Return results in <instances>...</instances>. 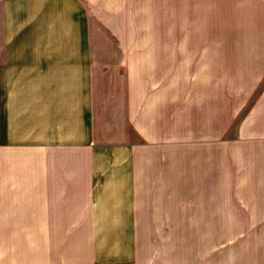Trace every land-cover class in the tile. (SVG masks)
<instances>
[{
	"label": "crops",
	"instance_id": "obj_1",
	"mask_svg": "<svg viewBox=\"0 0 264 264\" xmlns=\"http://www.w3.org/2000/svg\"><path fill=\"white\" fill-rule=\"evenodd\" d=\"M153 8L0 0V264H165L186 232L218 264L219 232H264V0L177 49Z\"/></svg>",
	"mask_w": 264,
	"mask_h": 264
},
{
	"label": "rangeland",
	"instance_id": "obj_2",
	"mask_svg": "<svg viewBox=\"0 0 264 264\" xmlns=\"http://www.w3.org/2000/svg\"><path fill=\"white\" fill-rule=\"evenodd\" d=\"M216 6V18L210 17V0H198L197 8L187 9L185 24L178 15L177 0H169V8H162L161 0H154L153 21L137 24V31L154 33V45L177 49V34L182 31H225V0H213ZM165 4V1L163 2ZM157 5H159L157 7ZM168 11V12H167ZM211 19L214 21L211 22ZM182 23H181V22ZM168 34V35H167ZM167 35V36H165ZM167 37V38H166ZM189 42V41H187ZM219 46L221 42L218 41ZM177 237L169 242L165 250V264H194L195 245L192 232L174 233ZM174 239V238H173ZM218 264H264V232H219ZM159 264V263H153ZM161 264V262H160Z\"/></svg>",
	"mask_w": 264,
	"mask_h": 264
}]
</instances>
